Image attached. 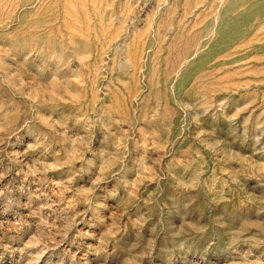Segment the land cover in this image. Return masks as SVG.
I'll return each instance as SVG.
<instances>
[{
	"label": "rangeland",
	"instance_id": "374dc122",
	"mask_svg": "<svg viewBox=\"0 0 264 264\" xmlns=\"http://www.w3.org/2000/svg\"><path fill=\"white\" fill-rule=\"evenodd\" d=\"M0 264H264V0H0Z\"/></svg>",
	"mask_w": 264,
	"mask_h": 264
}]
</instances>
